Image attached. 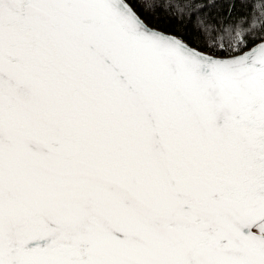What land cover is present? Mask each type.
Wrapping results in <instances>:
<instances>
[{"label":"snow or ice","instance_id":"obj_1","mask_svg":"<svg viewBox=\"0 0 264 264\" xmlns=\"http://www.w3.org/2000/svg\"><path fill=\"white\" fill-rule=\"evenodd\" d=\"M0 264H264V0H0Z\"/></svg>","mask_w":264,"mask_h":264}]
</instances>
